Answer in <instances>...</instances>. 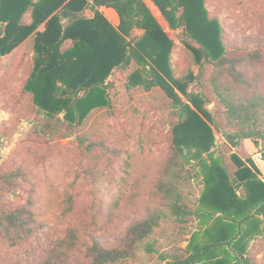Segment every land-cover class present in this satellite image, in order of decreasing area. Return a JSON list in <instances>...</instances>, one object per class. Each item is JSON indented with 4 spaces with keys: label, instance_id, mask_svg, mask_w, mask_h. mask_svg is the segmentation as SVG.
<instances>
[{
    "label": "trees",
    "instance_id": "1",
    "mask_svg": "<svg viewBox=\"0 0 264 264\" xmlns=\"http://www.w3.org/2000/svg\"><path fill=\"white\" fill-rule=\"evenodd\" d=\"M30 1L0 0V59L23 46L15 73L20 90L9 94L10 113L29 124L26 137L42 142L47 152L53 151L56 140L75 135V147L80 154L91 161L107 154L110 170L122 149L110 145L107 137L95 129L81 131L82 113L86 108L109 105L110 81L105 79L112 67L125 73L132 66L140 68L147 62L161 80L173 81L179 89L195 63L201 68L211 65L207 80L217 102L224 107L233 138L260 139L264 151V39L233 42L235 39L229 36L221 16L213 14L211 0H152L168 26L176 30L189 56L181 66L172 40L151 15L144 0H36L33 5ZM100 6L114 8L121 23L129 21L133 30L127 31L122 25L117 30L98 18ZM29 7H32L31 20L26 21L21 14ZM85 9L94 16H85ZM41 23L44 29L39 31L36 28ZM118 35L126 37L122 44H118ZM28 36L30 39L24 41ZM100 39H103L101 44ZM75 45L76 49L89 46L99 69L87 75L82 83L66 80L61 83L59 108L33 102L29 93L30 78L37 70L48 72L58 67ZM31 48L35 53L33 58ZM105 48L108 53L104 52ZM191 102L196 111L182 103L184 116L171 124L170 155L154 184L158 200L143 216L130 220L112 242L104 241L91 230H85L82 239L78 229L71 226L64 238H51L48 246L42 245L37 239L42 219L30 198L28 205L0 208V239L9 246L25 248L28 259H32L22 264H138L140 250L157 253L165 264H197L210 252L224 247L235 253L240 264H252L244 248L234 246L237 237L231 234L218 235L195 250L175 245L162 251L158 249L162 247L160 236L165 230L162 223L169 219L176 224L186 223L188 216L195 212L188 193L184 192L192 176L182 160V145L191 142L208 150L213 142V119L194 99ZM134 105H137L133 107L135 114L149 118L141 105ZM238 162L241 166V161ZM215 169L217 178L202 199L217 206L224 218L237 223L247 220L249 215L246 213L239 220L234 215L249 210L261 214L264 220V182L257 179L255 168H237L233 176L223 166ZM29 173L23 166L0 171V200L18 194L17 189ZM81 174L90 187L92 198L86 211L94 223L100 205L98 193L103 188L102 171L91 165ZM238 187L243 188V195L237 193ZM64 202L67 214L72 209V196L67 195Z\"/></svg>",
    "mask_w": 264,
    "mask_h": 264
},
{
    "label": "rangeland",
    "instance_id": "2",
    "mask_svg": "<svg viewBox=\"0 0 264 264\" xmlns=\"http://www.w3.org/2000/svg\"><path fill=\"white\" fill-rule=\"evenodd\" d=\"M35 1L31 0V5ZM145 2L151 15L172 40L174 53L181 66L189 56L179 35L168 26L152 0ZM210 3L213 14L221 16L230 32L229 36L234 37L233 42L257 37L264 39V0H211ZM30 8L21 14L22 19L31 20ZM97 11V17L104 19L111 27L118 30L122 25L127 31L133 30L129 21L122 24L119 17L118 22L113 23L103 12ZM86 14L89 18L94 16L90 11ZM42 24L36 29L42 31ZM135 32L139 34L138 30ZM117 37L118 44H122L125 36ZM29 39L28 36L24 41ZM102 40L98 43L101 44ZM76 47L58 67L48 72L37 70L30 78L29 93L33 102L48 103L51 107L59 108L61 83L65 80L82 83L87 75H93L99 69L98 63L93 62L89 46ZM104 52L108 53L106 48ZM22 53L23 46H18L0 59V171L23 166L30 173L17 189L18 194L4 196L0 200V208L13 209L28 205V199H32L34 210L42 219L37 234L42 245L48 246L51 238H64L71 226L78 229L82 239L83 232L91 230L104 241L112 242L124 231L130 220L143 216L147 208L159 198L154 184L170 155L171 124L184 116L182 103L196 111L191 102L194 99L213 119V124H210L213 127V142L208 150L191 142L182 145V160L192 176L184 192L188 193L195 212L188 216L186 223L176 224L171 219L163 222L165 230L160 236L162 247L158 246V249L162 251L175 245L195 250L218 235L231 234L237 237L234 246L243 247L252 264H264L262 215L251 210L239 213L234 215L237 220L246 213L249 218L237 223L224 218L217 206L202 199L217 178L215 168L218 165L223 166L231 176L237 168L253 166L257 179L264 182L263 141L233 138L232 128L224 117V107L217 102L207 80L211 65L201 68L195 63L180 89L173 81L161 80L150 62L140 68L132 66L125 73H121L117 67L110 69L105 79L110 81L107 90L109 105L86 108L80 125L81 131L95 129L96 133L107 137L110 145L121 147L120 155L114 158L109 170L107 154L102 157L98 155L99 158L94 161L82 156L75 147V135L56 140L51 152H47L42 142L26 137L29 124L10 113L9 99V94L20 90L15 73ZM30 56H35L33 48L30 49ZM82 74L84 78H77ZM136 103L145 109V115H149V118L144 119L134 113ZM176 112L179 114L176 115ZM57 145L60 146L58 149ZM91 165L101 169L103 185L98 193L100 205L94 223L86 211L92 198L90 187L81 174ZM237 193L243 195V188L238 187ZM67 195L72 196V209L65 214L64 200ZM138 255V264H165L159 260L157 253L147 254L140 250ZM28 258L24 247L9 246L0 239V264H22L32 259ZM238 261L235 253L224 247L210 252L197 264H240Z\"/></svg>",
    "mask_w": 264,
    "mask_h": 264
},
{
    "label": "crops",
    "instance_id": "3",
    "mask_svg": "<svg viewBox=\"0 0 264 264\" xmlns=\"http://www.w3.org/2000/svg\"><path fill=\"white\" fill-rule=\"evenodd\" d=\"M144 3H145V5L147 6V4H146V2H145V0H144ZM147 8H148V6H147ZM98 10L100 11V12H103L104 14H105V17L108 19V20H112L111 22H113V23H116V22H118V20H119V15H118V13L116 12V10L114 9V8H112V7H107V6H100L99 8H98ZM90 10L89 9H85V11L83 12V14L85 15V16H87V14H86V12H89ZM91 12V11H90ZM92 13V12H91ZM87 17H89V16H87ZM43 26H44V23L42 24ZM138 32L140 33V30H138Z\"/></svg>",
    "mask_w": 264,
    "mask_h": 264
}]
</instances>
